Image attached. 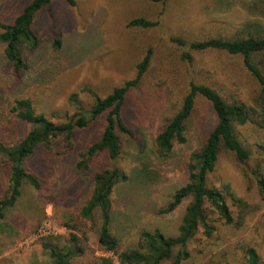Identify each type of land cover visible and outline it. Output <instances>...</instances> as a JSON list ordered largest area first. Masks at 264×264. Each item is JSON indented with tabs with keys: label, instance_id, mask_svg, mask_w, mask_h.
<instances>
[{
	"label": "rangeland",
	"instance_id": "obj_1",
	"mask_svg": "<svg viewBox=\"0 0 264 264\" xmlns=\"http://www.w3.org/2000/svg\"><path fill=\"white\" fill-rule=\"evenodd\" d=\"M29 1L0 0V22L11 21ZM139 17L156 22L146 28L127 25ZM32 28L38 45L25 52L27 71L16 73L5 63L0 47V91L10 103L6 115L0 117V139L12 140L31 129L8 112L15 99L28 98L36 112L64 121L66 113L70 115L79 106L90 107L93 96L86 89L104 97L134 78L136 64L151 49L148 68L129 91L122 115L138 135L132 140L119 133L122 149L116 165L127 179L116 184L111 194V231L120 238L119 249L134 246L141 230L176 235L190 197L170 213L158 210L181 186L183 162L202 144L216 117L208 101L196 95L186 123V142L174 143L166 159H160L154 149L159 125L177 112L192 81L216 87L227 100L244 99L247 91L255 93L260 87L244 67L241 54L220 49L194 51L172 38L189 41L263 32L264 0H75L74 5L51 0L37 12ZM54 38L60 39L59 48L52 45ZM252 58L264 72V53ZM237 80L244 84L243 90ZM71 94L77 101L69 100ZM103 125L101 116L77 130L73 148L62 154L39 145L28 157L25 168L39 178L41 187L25 184L15 204L5 211L0 225V264H52L43 240L66 242L69 229L63 225L67 221H78L83 229L75 231L85 244L75 264L90 261V250L116 264L113 254L98 250L91 222L77 215L88 198L94 172L110 166L107 156L100 154L86 170L76 165L77 154L97 140ZM239 129L248 132V128ZM4 173L0 171V194L7 186ZM208 183H228L238 197L257 208L239 228L225 223L217 212L208 214L206 220L214 226L213 231L206 235L200 225L186 244L189 257L181 264H239L245 245L254 246L264 260V203L252 175L233 152L222 149Z\"/></svg>",
	"mask_w": 264,
	"mask_h": 264
},
{
	"label": "trees",
	"instance_id": "obj_2",
	"mask_svg": "<svg viewBox=\"0 0 264 264\" xmlns=\"http://www.w3.org/2000/svg\"><path fill=\"white\" fill-rule=\"evenodd\" d=\"M50 1L30 0L11 21L0 22L1 56L16 73L27 71L29 67L25 52L34 50L38 45L32 24L37 12ZM64 1L69 5L75 3V0ZM155 22L139 17L131 19L127 25L146 28L153 26ZM172 39L178 45L187 46L194 51L220 49L230 54H241L244 67L260 87L255 93L247 91L244 99L233 97L232 100H227L216 87L192 81L177 112L163 119L159 125L154 136V149L160 159H166L171 155L174 143L186 142V123L196 95L208 101L216 117L202 144L183 162L181 186L158 210L159 213H170L183 199L190 197L176 235L167 236L158 229L141 230L134 246L119 249L120 238L111 231V194L116 184L127 179L126 173L116 165L122 149L119 133L132 140L138 135L133 124L127 123L122 115L125 113L129 91L139 84L148 68L151 49L136 64L134 78L116 86L104 97L86 89L93 96L90 107L84 109L79 106L70 115L66 113L64 121H55L42 112H36L28 98L15 99L13 105L11 102L8 112L31 125V129L12 140L0 139V171H4L7 176V186L0 194V225L5 211L15 204L25 184L35 189L41 187L39 178L25 168V162L35 148L39 145L48 150L56 148L55 153L62 154L73 148L77 130L85 128L101 116L104 118V125L97 140L77 154L76 165L80 170H86L90 161L100 154L107 156L110 166L94 172L88 198L79 207L77 215L91 222L90 229L96 232L98 250L113 254L116 264H163L164 261L181 264L189 257L186 244L200 225L205 229L206 235L213 231L214 226L206 220L212 212L219 213L225 223L233 224L236 228L245 224L247 215L256 210L257 206L238 197L228 183L210 185L208 174L213 170L222 149L233 152L246 173L252 175L260 200L264 203V72L254 64L252 58L255 54L264 53V31L236 32L230 37L210 35L189 41L175 37ZM60 43L59 38L52 40L55 48H59ZM186 55L189 57L187 53ZM236 85L243 90L242 81L237 80ZM69 100L77 101L76 95L71 94ZM6 102L0 91V117L6 115V107L10 105ZM239 128H248V132L243 134ZM78 223H64L63 226L69 229L64 243L60 239L43 240L42 247L47 251L52 264H75L77 256L84 253L85 244L75 232L83 231ZM84 264H113V261L97 257L90 250V261ZM225 264L233 263L225 261ZM239 264H264V260L254 246L245 245L241 248Z\"/></svg>",
	"mask_w": 264,
	"mask_h": 264
}]
</instances>
